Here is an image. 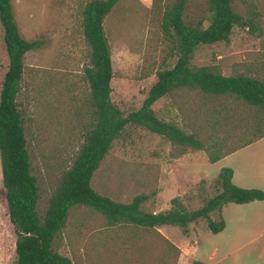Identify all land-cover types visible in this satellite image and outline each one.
Masks as SVG:
<instances>
[{"label": "rangeland", "instance_id": "obj_1", "mask_svg": "<svg viewBox=\"0 0 264 264\" xmlns=\"http://www.w3.org/2000/svg\"><path fill=\"white\" fill-rule=\"evenodd\" d=\"M89 1L10 0L20 37L39 43L23 56L16 95L39 217L91 128L92 109L83 73L90 49L81 25L82 11ZM176 3L182 4L185 25L207 26L205 0H119L102 20L112 71L109 98L123 114L138 109L155 73L175 62V51L160 25L163 13ZM230 6L243 17L253 10L257 31L233 27L227 43L196 47L188 66L211 67L223 76L241 75L264 82V0H230ZM6 67L0 25V84ZM150 109L158 120L193 135L202 150L174 146L159 135L126 125L91 176L89 184L96 194L122 204L137 195L160 194L163 206L177 198L190 212L217 194L215 178L222 167L232 166L235 183L242 186L264 181V140L218 163L208 162L210 156L227 153L264 134V111L233 97L188 89L171 91ZM257 120H261L258 127ZM246 177L244 183L239 182ZM164 178H172L167 182L174 187H164ZM140 210L147 211L141 205ZM209 218L213 223L222 220V231L211 233L202 219L187 225L196 236L197 246L191 253L194 259L205 264H264V201L224 204ZM126 227L124 223L109 226L94 210L75 206L67 212L52 247L74 264H127L120 258L117 237H108L124 234ZM148 233L147 263L134 264H172L175 250L166 247L160 253V239L154 232L153 236ZM13 250L14 235L0 180V264H14Z\"/></svg>", "mask_w": 264, "mask_h": 264}, {"label": "trees", "instance_id": "obj_2", "mask_svg": "<svg viewBox=\"0 0 264 264\" xmlns=\"http://www.w3.org/2000/svg\"><path fill=\"white\" fill-rule=\"evenodd\" d=\"M119 0H91L82 11V35L90 52L83 73L89 89L92 109L91 128L72 160L61 175L44 213L35 212L37 188L29 172L22 120L16 106V95L22 73V60L26 52L38 47V41H26L17 31L11 14L10 0H0V25L7 67L0 84V180L3 189L8 222L14 235V264H74L58 254L53 240L64 226L67 212L75 206L88 207L100 214L108 225L132 224L144 228L160 225L178 226L184 230L190 223L204 220L211 233L223 229V222L213 223L209 214L219 213L224 204L243 205L262 201L264 193L257 189H241L231 184V170L222 168L215 183L219 191L195 211H186L182 203L173 198L169 209L157 214L144 213L140 205L144 195L134 196L122 204L96 194L90 179L107 154L112 142L126 125L143 128L166 139L174 146L202 150L201 142L185 134L174 125L158 120L150 107L158 99L177 89L197 91L215 97H233L243 104L264 111V82L247 76H223L211 67L190 68L188 61L193 50L200 45L227 43L233 27L257 31L255 12L246 16L233 12L230 0H205L208 13L207 26H187L182 21V4L171 5L161 17V31L171 42L175 62L155 73L154 80L136 110L123 114L110 101L109 82L112 76L108 46L103 33L102 20ZM261 120H257L258 127ZM260 134L227 153L208 158L209 163L219 160L260 138ZM191 264H200L192 262Z\"/></svg>", "mask_w": 264, "mask_h": 264}, {"label": "crops", "instance_id": "obj_3", "mask_svg": "<svg viewBox=\"0 0 264 264\" xmlns=\"http://www.w3.org/2000/svg\"><path fill=\"white\" fill-rule=\"evenodd\" d=\"M262 140H264V137L260 138L259 140H256L255 142H252V143L246 145L245 147L240 148V149H238V150H236V151H234V152H232L226 156H223L222 158L217 160L215 163H218L225 158L235 156L241 150L248 148L250 146H253ZM222 168H224V167H222ZM222 168H220V170ZM227 168L231 170L230 181H231L232 185L234 184L237 187H241V188H245V189H260L264 193V181H262L261 184H259L257 186H248V187L242 186V184L235 183L236 175H235L234 168L232 166H227ZM170 179H172V178H167V179L164 178V180H163L164 187H169V186L174 187V186H172V185H174V183H172L170 181V184H169L167 182ZM246 180H247V177L245 179H243V181L239 180V182L244 183ZM175 190L176 189L174 188V191ZM145 197H146V199L141 204V207L146 208L147 211L144 212L141 210L142 212L154 215V214L164 212V211L169 209V205L163 206L164 204H163V201L160 199V194H156L155 196L154 195H145ZM263 201H264V199L262 201L250 202L249 204L261 203ZM220 211H221V208H220ZM109 226H111V225H109ZM126 226L127 227L125 228V231H127V232H125L124 234L119 232L116 235L109 234L108 237L110 239L113 237H117L116 238L117 242L120 243L118 245L121 248L120 253H122V255H123L120 258H125V260H127V264H134L136 261L137 262L138 261L139 262L146 261V263H147V259L149 258V254H148L149 251L146 250V249H148V243L146 244L147 235L149 234L148 232H151L152 236H153V232H154V234H156L158 236V238L160 239L157 243V246L161 250L160 253L164 250V248L166 249V247H172V249L175 250L176 255L172 260L173 261L172 264H191L192 262H199L200 264H205L204 262H201L199 260L194 259L192 254H191L192 250L195 248V246H197V242H196V238H195L196 236H195V233H194L191 226H188V227L186 226L184 231H180V229H181L180 227L173 226V225H160V226H154L153 228H144V227L135 226L132 224H126ZM176 236H179L180 239L176 240L175 239ZM137 251H138V253H137ZM141 255H146V256H145V258L142 257L143 259L137 258V256L141 257ZM153 257L154 258L156 257L157 261H159L158 255H155ZM159 257H162V255L160 254ZM136 264H138V263H136Z\"/></svg>", "mask_w": 264, "mask_h": 264}]
</instances>
